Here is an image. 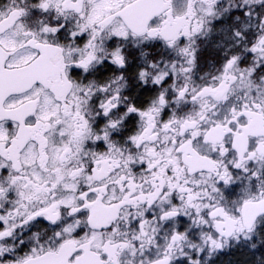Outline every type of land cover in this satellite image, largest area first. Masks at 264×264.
Returning a JSON list of instances; mask_svg holds the SVG:
<instances>
[{
	"label": "flooded vegetation",
	"instance_id": "af4514ba",
	"mask_svg": "<svg viewBox=\"0 0 264 264\" xmlns=\"http://www.w3.org/2000/svg\"><path fill=\"white\" fill-rule=\"evenodd\" d=\"M146 3L0 0L30 80L0 104V264H186L264 227V0Z\"/></svg>",
	"mask_w": 264,
	"mask_h": 264
},
{
	"label": "water",
	"instance_id": "95a60500",
	"mask_svg": "<svg viewBox=\"0 0 264 264\" xmlns=\"http://www.w3.org/2000/svg\"><path fill=\"white\" fill-rule=\"evenodd\" d=\"M156 0H147V9L155 10L156 7L152 4ZM147 18H150V15H147ZM1 66V65H0ZM0 75V104L1 102L10 94H14L20 92L21 90L27 87V83L30 81L27 78L28 68H24L21 70H2ZM0 115H5L6 117H10V112H1ZM243 213V225L246 229H250L257 217L264 214V201H260L257 203H246L242 207ZM224 226L220 224H216L217 233L224 237L229 238L234 229L232 225L231 231L228 234L222 232V228Z\"/></svg>",
	"mask_w": 264,
	"mask_h": 264
},
{
	"label": "trees",
	"instance_id": "16d2710c",
	"mask_svg": "<svg viewBox=\"0 0 264 264\" xmlns=\"http://www.w3.org/2000/svg\"><path fill=\"white\" fill-rule=\"evenodd\" d=\"M208 259L205 264H264V227L255 240L236 244Z\"/></svg>",
	"mask_w": 264,
	"mask_h": 264
},
{
	"label": "rangeland",
	"instance_id": "374dc122",
	"mask_svg": "<svg viewBox=\"0 0 264 264\" xmlns=\"http://www.w3.org/2000/svg\"><path fill=\"white\" fill-rule=\"evenodd\" d=\"M241 242H248V241H244V240H232V241H228V242H221L222 245L220 246L218 243L219 241H215V240H211V242L209 243V245L206 243L205 246L202 247L201 251H199V253L193 257H189L187 259V263L186 264H205L206 261H208L210 257H212L213 255H215L216 253H220L221 251H225L226 249L236 245V244H240ZM222 249V250H220ZM204 252V253H203Z\"/></svg>",
	"mask_w": 264,
	"mask_h": 264
}]
</instances>
